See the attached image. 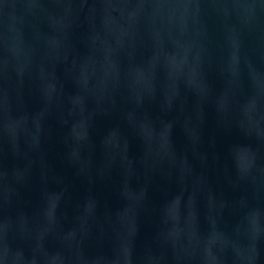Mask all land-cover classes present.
<instances>
[{
  "label": "water",
  "instance_id": "water-1",
  "mask_svg": "<svg viewBox=\"0 0 264 264\" xmlns=\"http://www.w3.org/2000/svg\"><path fill=\"white\" fill-rule=\"evenodd\" d=\"M0 264H264V0H0Z\"/></svg>",
  "mask_w": 264,
  "mask_h": 264
}]
</instances>
